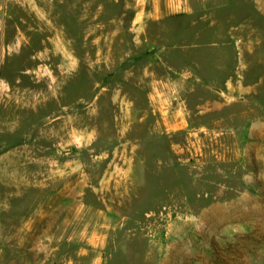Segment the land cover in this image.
I'll use <instances>...</instances> for the list:
<instances>
[{
    "label": "rangeland",
    "instance_id": "obj_1",
    "mask_svg": "<svg viewBox=\"0 0 264 264\" xmlns=\"http://www.w3.org/2000/svg\"><path fill=\"white\" fill-rule=\"evenodd\" d=\"M259 7L0 0V264H264Z\"/></svg>",
    "mask_w": 264,
    "mask_h": 264
},
{
    "label": "crops",
    "instance_id": "obj_2",
    "mask_svg": "<svg viewBox=\"0 0 264 264\" xmlns=\"http://www.w3.org/2000/svg\"><path fill=\"white\" fill-rule=\"evenodd\" d=\"M258 14L254 16H247L245 18L240 19L239 22L235 23V35L239 34L240 31H245L250 32V29L254 27H258L257 21L264 16V10H262L260 7L257 9ZM253 25V26H252ZM245 43L243 42L242 39H240L238 36L233 37L232 40H230L229 46L232 48L234 51V54L238 56L240 53V48L242 45Z\"/></svg>",
    "mask_w": 264,
    "mask_h": 264
}]
</instances>
